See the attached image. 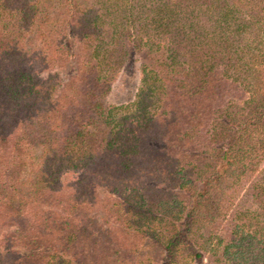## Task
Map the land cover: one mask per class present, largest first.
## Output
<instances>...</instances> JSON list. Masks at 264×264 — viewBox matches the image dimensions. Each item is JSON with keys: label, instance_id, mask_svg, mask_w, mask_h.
<instances>
[{"label": "trees", "instance_id": "16d2710c", "mask_svg": "<svg viewBox=\"0 0 264 264\" xmlns=\"http://www.w3.org/2000/svg\"><path fill=\"white\" fill-rule=\"evenodd\" d=\"M0 264H264V0H0Z\"/></svg>", "mask_w": 264, "mask_h": 264}, {"label": "rangeland", "instance_id": "374dc122", "mask_svg": "<svg viewBox=\"0 0 264 264\" xmlns=\"http://www.w3.org/2000/svg\"><path fill=\"white\" fill-rule=\"evenodd\" d=\"M60 70H61V72H62L64 75H67V73L69 72V69H68V68L65 69V70H63V69H60ZM125 79H126L125 81H126V84H127V85H128L129 83H131V82L128 80L127 77H126ZM126 84H124V86H126ZM125 91H126V90L124 89L123 92H125ZM115 95L118 96V95H121V94L118 93V94H115ZM115 95H114V96L111 95V96H110V99L112 100V99L115 97Z\"/></svg>", "mask_w": 264, "mask_h": 264}]
</instances>
